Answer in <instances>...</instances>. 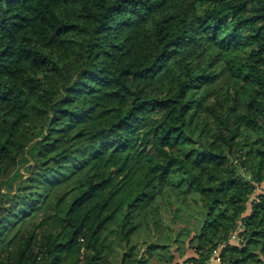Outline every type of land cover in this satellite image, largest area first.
I'll list each match as a JSON object with an SVG mask.
<instances>
[{
	"label": "trees",
	"instance_id": "obj_1",
	"mask_svg": "<svg viewBox=\"0 0 264 264\" xmlns=\"http://www.w3.org/2000/svg\"><path fill=\"white\" fill-rule=\"evenodd\" d=\"M220 245L264 264V0H0V264Z\"/></svg>",
	"mask_w": 264,
	"mask_h": 264
},
{
	"label": "crops",
	"instance_id": "obj_2",
	"mask_svg": "<svg viewBox=\"0 0 264 264\" xmlns=\"http://www.w3.org/2000/svg\"><path fill=\"white\" fill-rule=\"evenodd\" d=\"M193 256H195V252L193 251V249L187 248L186 253L183 257L176 254L173 261L166 264H193V262L191 261V257ZM206 264H219V262L211 255V258L207 261Z\"/></svg>",
	"mask_w": 264,
	"mask_h": 264
},
{
	"label": "built area",
	"instance_id": "obj_3",
	"mask_svg": "<svg viewBox=\"0 0 264 264\" xmlns=\"http://www.w3.org/2000/svg\"><path fill=\"white\" fill-rule=\"evenodd\" d=\"M229 243H237V242H241L242 238L239 236L238 232H233L229 239H228ZM223 245L218 246L217 248H215L212 252V256L218 260L219 264H224L221 259H220V250L222 248Z\"/></svg>",
	"mask_w": 264,
	"mask_h": 264
}]
</instances>
